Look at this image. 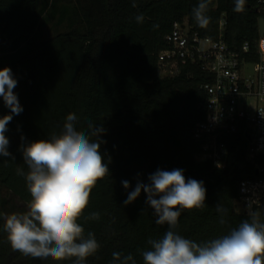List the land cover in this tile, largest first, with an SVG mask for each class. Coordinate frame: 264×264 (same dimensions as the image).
Masks as SVG:
<instances>
[{
  "label": "trees",
  "instance_id": "obj_1",
  "mask_svg": "<svg viewBox=\"0 0 264 264\" xmlns=\"http://www.w3.org/2000/svg\"><path fill=\"white\" fill-rule=\"evenodd\" d=\"M199 2L0 0V69L12 70L17 81L13 91L23 108L5 133L11 156H0V264H74L75 258L56 262L13 250L3 228L6 214L26 212L31 200L25 177L17 174L18 168L28 171L22 146L59 134L70 113L77 117V130L87 133L89 121L103 126L100 150L109 168L78 221L85 237L93 233L100 246L83 264H118L113 252L131 254L136 264H143L149 239L162 238L168 226L156 224L143 190L130 204L124 201L137 182L148 184L158 169H182L186 179L202 181L206 188L205 206L183 210L178 218L175 231L182 237L203 243L250 219V213L235 208L240 181L255 177L256 170V160L247 155L245 129L225 138L226 167L200 160L201 143L194 133L205 119L207 93L202 85L214 78L198 64L162 77L158 56L169 46L174 24L187 19L201 36L223 39L245 59L257 60L262 13L256 0H244L239 12L234 11L235 0H209L210 21L200 27L193 15ZM140 15L143 20L137 22ZM43 18L66 30L38 42ZM10 114L0 97V118ZM218 204L226 211L217 212ZM94 212L99 219H86ZM255 212L264 222V205Z\"/></svg>",
  "mask_w": 264,
  "mask_h": 264
},
{
  "label": "clouds",
  "instance_id": "obj_2",
  "mask_svg": "<svg viewBox=\"0 0 264 264\" xmlns=\"http://www.w3.org/2000/svg\"><path fill=\"white\" fill-rule=\"evenodd\" d=\"M208 3L209 0H200L193 9L200 27H206L210 21L206 15ZM243 4L244 0H235L234 11H241ZM136 20L141 22L143 16H137ZM16 86L12 70L0 69V97L11 111L0 118L2 157L11 156L5 135L7 126L13 115L23 111L13 91ZM76 121V115L70 113L59 134L52 133L49 139L29 142L21 148L28 171L18 168L17 174L25 177L31 200L26 212L6 214L3 226L15 251L56 262L75 258L74 264H83L100 247L93 233L85 237L78 221L88 207L92 189L109 174L100 150L104 143L100 136L105 129L89 121L86 133L77 130ZM148 180V184L137 182L124 204L135 201L143 190L147 194L146 203L154 210L156 224H167L168 230L160 239H149L150 250L142 252L143 264H264V222L258 212H250V219L242 221L229 234L198 244L177 234L175 229L183 210L205 206L204 183L186 179L182 169H158ZM122 184L125 189L130 186L126 180ZM216 210L226 211L219 204ZM86 219H99V213L94 212ZM112 256L118 264L129 261L136 264L131 254L122 257L121 253L113 252Z\"/></svg>",
  "mask_w": 264,
  "mask_h": 264
},
{
  "label": "built area",
  "instance_id": "obj_3",
  "mask_svg": "<svg viewBox=\"0 0 264 264\" xmlns=\"http://www.w3.org/2000/svg\"><path fill=\"white\" fill-rule=\"evenodd\" d=\"M256 6L264 17V0H256ZM168 41L158 56L160 76L174 77L184 65L198 64L214 78L202 85L207 93L205 119L194 133L202 148L199 159L226 167L225 138L243 127L249 139L247 155L256 160V170L255 177L240 181L235 208L243 213L259 209L264 205V34L259 36L257 60L245 59L223 39L201 36L187 19L174 24ZM248 48L245 43L244 51ZM248 65H254L253 76L245 74Z\"/></svg>",
  "mask_w": 264,
  "mask_h": 264
},
{
  "label": "rangeland",
  "instance_id": "obj_4",
  "mask_svg": "<svg viewBox=\"0 0 264 264\" xmlns=\"http://www.w3.org/2000/svg\"><path fill=\"white\" fill-rule=\"evenodd\" d=\"M66 30L65 25H57L54 21L43 18L41 25L37 31V41H44L47 38L55 35L58 32ZM245 74L249 76L254 75V65L245 66Z\"/></svg>",
  "mask_w": 264,
  "mask_h": 264
},
{
  "label": "water",
  "instance_id": "obj_5",
  "mask_svg": "<svg viewBox=\"0 0 264 264\" xmlns=\"http://www.w3.org/2000/svg\"><path fill=\"white\" fill-rule=\"evenodd\" d=\"M259 32L260 34H264V17H260L259 18ZM258 173V171H256V174Z\"/></svg>",
  "mask_w": 264,
  "mask_h": 264
}]
</instances>
